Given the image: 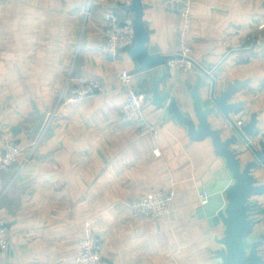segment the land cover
Segmentation results:
<instances>
[{"label":"crops","instance_id":"obj_1","mask_svg":"<svg viewBox=\"0 0 264 264\" xmlns=\"http://www.w3.org/2000/svg\"><path fill=\"white\" fill-rule=\"evenodd\" d=\"M141 1L147 5L143 19L154 32L151 44L175 55L178 15L166 11L164 0ZM129 2L0 0V146L12 140L19 148L18 162L0 173V216L10 235L0 264H76L85 223L96 215L100 264H215L211 252L220 247L222 227L210 226L197 211L223 159L209 139L191 141L187 129L150 98L143 110L159 127L157 138L138 137L134 123L119 116L126 90L118 73L131 72L134 62L122 50L114 58L103 49V16L111 11L126 23L133 15L120 7ZM191 8V58L204 68L210 64L207 70L215 67L220 86L246 83L229 103H243L247 123L256 115L250 141L261 147L264 0H191ZM166 73L160 91L173 95L194 119L190 92L198 71ZM159 75V68L134 74V90L150 97ZM83 77L99 79L103 91L76 105H59L67 81L70 86ZM208 86L201 88L203 100ZM208 119L223 137L233 132L223 128L220 114ZM233 147L247 150L241 140ZM252 158L247 151L241 163ZM253 175L264 182V167ZM168 186L175 196L167 219L131 215L133 199ZM249 200L255 239L264 234V193Z\"/></svg>","mask_w":264,"mask_h":264},{"label":"water","instance_id":"obj_2","mask_svg":"<svg viewBox=\"0 0 264 264\" xmlns=\"http://www.w3.org/2000/svg\"><path fill=\"white\" fill-rule=\"evenodd\" d=\"M129 1V4L120 9L133 15L126 21L133 28V38L122 49L134 62L131 73L134 75L159 68L160 75L149 89L152 104L158 109H165L170 118L185 127L191 141L209 139L215 155L224 161L223 167L213 173L212 180L204 187L203 192L208 197L197 211L210 226L222 227L221 236L216 239L220 247L211 252L215 264H264V234L249 240L256 222L252 217L253 203L249 198L264 193V182L253 175L255 169L264 167V145L257 147L250 141L256 129V115H251L250 121L239 128L233 122L231 114L239 110L243 103H229L246 83L234 81L220 86L215 76V67L207 70L211 67L210 64H206L204 68L192 59L198 74L190 92L194 119L189 117L173 95L168 91H160V85L167 74L165 61L173 56L163 55L158 45L151 44L154 32L143 19L147 5L141 0ZM207 82V98L203 100L200 91ZM217 114L231 125L233 132L227 137H223L221 129L213 128L209 122V116ZM240 140L247 150L241 151L233 147ZM247 151L253 158L242 164V156Z\"/></svg>","mask_w":264,"mask_h":264},{"label":"built area","instance_id":"obj_3","mask_svg":"<svg viewBox=\"0 0 264 264\" xmlns=\"http://www.w3.org/2000/svg\"><path fill=\"white\" fill-rule=\"evenodd\" d=\"M164 8L168 12L177 14L180 19V27L176 37V54L166 60L164 66L166 69L191 71L194 69L190 40L193 27L191 0H164ZM103 19L105 23L103 49L115 58L125 46L131 43L134 34L133 28L126 23H120L118 17L111 11H106ZM255 45H260V41H255ZM118 81L120 88L126 90L125 100L119 109L120 119L123 122H133L138 137L152 136L157 138L159 127L147 120L143 110L150 98L148 94L134 90V75L127 69L118 73ZM74 82V85L68 86L67 81V85L59 98V105H76L84 101L85 98L103 91L101 81L93 77L78 78ZM231 117L239 128L243 127L249 120L248 113L243 109L237 110ZM223 128L229 129L231 125L226 121ZM257 139L264 143V132H261ZM153 154L159 156L158 150L155 149ZM18 160V145L12 140H6L4 145L0 146V173L17 163ZM174 196L175 191L172 186L141 194L129 203L130 213L133 217L141 219H167L171 215V204ZM207 197L205 192L200 194L201 205L206 203ZM100 220L101 216L96 215L86 221L84 235L76 246V264L101 263L102 246L95 232ZM259 220L264 222V215ZM6 225L5 219L0 216V251L2 252L7 250L10 242Z\"/></svg>","mask_w":264,"mask_h":264},{"label":"rangeland","instance_id":"obj_4","mask_svg":"<svg viewBox=\"0 0 264 264\" xmlns=\"http://www.w3.org/2000/svg\"><path fill=\"white\" fill-rule=\"evenodd\" d=\"M192 26H193V24H192ZM192 30H193V27H192ZM191 37H192V35H191ZM191 40V39H190ZM61 96V95H60ZM8 232V231H7ZM9 235V234H8ZM254 238V234L249 238V240H252ZM9 241H10V235H9Z\"/></svg>","mask_w":264,"mask_h":264},{"label":"trees","instance_id":"obj_5","mask_svg":"<svg viewBox=\"0 0 264 264\" xmlns=\"http://www.w3.org/2000/svg\"><path fill=\"white\" fill-rule=\"evenodd\" d=\"M121 23V22H120Z\"/></svg>","mask_w":264,"mask_h":264}]
</instances>
